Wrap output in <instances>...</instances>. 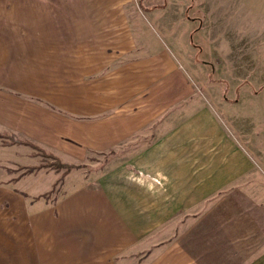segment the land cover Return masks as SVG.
Listing matches in <instances>:
<instances>
[{
    "label": "crops",
    "instance_id": "1",
    "mask_svg": "<svg viewBox=\"0 0 264 264\" xmlns=\"http://www.w3.org/2000/svg\"><path fill=\"white\" fill-rule=\"evenodd\" d=\"M167 9L0 0V135L67 164L149 136L117 166L70 173L52 197L61 174L16 175L37 159L0 138V264H264V209L234 221L228 202L256 197L223 193L246 156L210 108L183 112L195 103L185 64L149 35L143 13Z\"/></svg>",
    "mask_w": 264,
    "mask_h": 264
},
{
    "label": "rangeland",
    "instance_id": "2",
    "mask_svg": "<svg viewBox=\"0 0 264 264\" xmlns=\"http://www.w3.org/2000/svg\"><path fill=\"white\" fill-rule=\"evenodd\" d=\"M137 10L142 5L168 4L169 9L156 14L143 13L150 27L151 40L166 43L178 51L195 89V103L186 114L208 107L217 116L228 136L244 153L249 170L225 187L223 193L254 194L255 202H228L240 214L233 220L242 222L249 217L247 209H264V0H134ZM148 18V23L146 21ZM182 120V117H179ZM177 122V121H176ZM148 137L134 138L123 147L108 153L93 154L83 163L67 164L55 154L32 146L37 166L16 170V175L34 172L32 167L43 166L50 183L54 173L61 178L48 192L52 197L64 190V179L96 175L98 170L114 167L126 160L147 142ZM23 145V144H22ZM27 146V145H26ZM42 150V151H43ZM80 166L66 172L51 167L55 161ZM47 166V167H46ZM95 173V174H94ZM58 175V177L60 176ZM88 175V176H86ZM66 180V179H65ZM226 204V203H225ZM238 205V207H236ZM263 219L256 214V225ZM238 227L242 224H236Z\"/></svg>",
    "mask_w": 264,
    "mask_h": 264
},
{
    "label": "trees",
    "instance_id": "3",
    "mask_svg": "<svg viewBox=\"0 0 264 264\" xmlns=\"http://www.w3.org/2000/svg\"><path fill=\"white\" fill-rule=\"evenodd\" d=\"M0 138H6V139H9V144H23V145H27V146H32L34 148H37L38 150L41 149V152L45 153L44 150L40 147H38L37 145L31 143L30 141H27V140H21V139H18L16 137H13V136H7V135H0ZM43 150V151H42ZM40 151V150H39ZM47 156L49 157H52L55 161V163L51 166L53 167L55 170H62V169H65L66 172H69L71 169L75 168V167H80V166H73V165H67V164H64L62 163L57 157L51 155V154H47ZM44 166V165H43ZM43 166H39V167H32L33 170L34 169H39V168H42ZM47 167V166H46Z\"/></svg>",
    "mask_w": 264,
    "mask_h": 264
}]
</instances>
